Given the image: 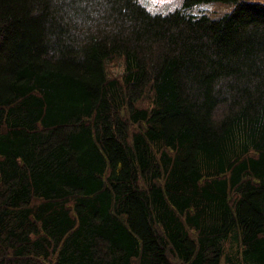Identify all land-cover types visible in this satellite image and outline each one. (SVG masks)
I'll use <instances>...</instances> for the list:
<instances>
[{"label":"trees","instance_id":"trees-1","mask_svg":"<svg viewBox=\"0 0 264 264\" xmlns=\"http://www.w3.org/2000/svg\"><path fill=\"white\" fill-rule=\"evenodd\" d=\"M0 264H264V2L0 0Z\"/></svg>","mask_w":264,"mask_h":264},{"label":"rangeland","instance_id":"rangeland-1","mask_svg":"<svg viewBox=\"0 0 264 264\" xmlns=\"http://www.w3.org/2000/svg\"><path fill=\"white\" fill-rule=\"evenodd\" d=\"M248 1H259L264 2V0H248ZM150 12L165 14L173 11L177 8H181L183 5V0H139ZM233 7L230 2L221 1H207L199 2L187 9L188 12L192 14L207 13L211 17H217L223 13L229 11ZM119 66V61L112 64L111 69L113 72H117ZM223 263V262H222Z\"/></svg>","mask_w":264,"mask_h":264}]
</instances>
